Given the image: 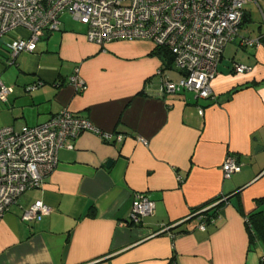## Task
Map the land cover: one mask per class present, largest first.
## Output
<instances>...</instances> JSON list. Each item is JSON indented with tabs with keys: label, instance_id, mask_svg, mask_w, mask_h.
Listing matches in <instances>:
<instances>
[{
	"label": "crops",
	"instance_id": "crops-1",
	"mask_svg": "<svg viewBox=\"0 0 264 264\" xmlns=\"http://www.w3.org/2000/svg\"><path fill=\"white\" fill-rule=\"evenodd\" d=\"M65 14L33 52L16 56L15 67L7 64L9 40L27 31L0 39V72L12 87L0 101V127L38 125L68 108L122 140L85 131L58 151L41 187L23 192L0 219V264H264V242H251L245 223L264 199V40L240 41L250 37L242 34L250 12L223 49L207 98L162 91V77L180 74L164 67L150 41L99 46ZM252 32L264 33L262 17ZM235 63L249 69L236 72ZM75 68L82 91L69 83ZM227 155L240 163L230 178L221 168ZM136 193L154 202L138 223L130 220ZM35 200L51 211L23 221ZM220 202L206 221L204 212Z\"/></svg>",
	"mask_w": 264,
	"mask_h": 264
},
{
	"label": "built area",
	"instance_id": "built-area-1",
	"mask_svg": "<svg viewBox=\"0 0 264 264\" xmlns=\"http://www.w3.org/2000/svg\"><path fill=\"white\" fill-rule=\"evenodd\" d=\"M264 0H0V39L15 29H24L27 36L9 40L8 65L15 62L21 52H33L44 32L58 30L59 17L68 12L71 17L86 25V39L99 46L116 40H147L155 48H163L172 56V68L180 74L177 81L161 79V90L168 92L192 91L196 97L212 96L210 82L217 75L218 64L225 46L240 35L245 16L244 5L259 6ZM244 46H258L264 33L256 38L241 37ZM249 68L234 64V71ZM164 67L158 71L164 74ZM69 83L82 91L85 81L78 69L69 77ZM40 83L26 86L27 91ZM12 87L0 79V101L5 102ZM202 113V110H199ZM88 131L102 140L121 141L101 133L86 117L63 108L46 121L24 125L19 130L12 126L0 127V219L19 196L41 187L44 178L57 165L58 151L68 147L70 141ZM145 142L144 139L139 138ZM223 175L230 178L240 171V163L227 155L221 165ZM154 202L143 193L134 195L130 220L138 223L151 214ZM51 208L35 200L24 209L23 221H39ZM205 222L200 223L204 229Z\"/></svg>",
	"mask_w": 264,
	"mask_h": 264
},
{
	"label": "trees",
	"instance_id": "trees-1",
	"mask_svg": "<svg viewBox=\"0 0 264 264\" xmlns=\"http://www.w3.org/2000/svg\"><path fill=\"white\" fill-rule=\"evenodd\" d=\"M246 16V15H245ZM244 16V17H245ZM153 53L161 59L162 64L166 69H172V56L170 53H168L165 49L161 47L155 48ZM239 88H235L231 93H234L238 90ZM220 198V197H218ZM216 198V200L218 199ZM256 208L248 213L245 218V223H246V229L249 234L250 241L253 242L254 240H261L264 242V209L259 208V204L264 202V199H256ZM224 203V202H222ZM221 206V202L215 204L211 208V214L208 213V211L204 212L205 220L209 221L211 218L215 217L218 215V208ZM201 215V214H199ZM203 219V221L205 222Z\"/></svg>",
	"mask_w": 264,
	"mask_h": 264
},
{
	"label": "rangeland",
	"instance_id": "rangeland-1",
	"mask_svg": "<svg viewBox=\"0 0 264 264\" xmlns=\"http://www.w3.org/2000/svg\"><path fill=\"white\" fill-rule=\"evenodd\" d=\"M260 4L262 7H264V1L260 2ZM244 8L246 11L250 12V21L247 22L245 29L242 30V34L245 36H250L253 38L254 36H256V34H255V32H252V30L256 31V29L258 28L260 21H261V14H260V11L258 10V8L256 7V5L253 3H246L244 5ZM65 13L66 14L63 16H64V19H66L68 21V23H73V24L80 23V22L74 20L68 12H65ZM9 67H15V64H12L11 66L9 65L8 68ZM3 77H4L3 72L2 73L0 72V79L2 81L4 80Z\"/></svg>",
	"mask_w": 264,
	"mask_h": 264
},
{
	"label": "water",
	"instance_id": "water-1",
	"mask_svg": "<svg viewBox=\"0 0 264 264\" xmlns=\"http://www.w3.org/2000/svg\"><path fill=\"white\" fill-rule=\"evenodd\" d=\"M108 164H110V161H108Z\"/></svg>",
	"mask_w": 264,
	"mask_h": 264
}]
</instances>
